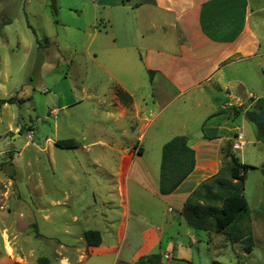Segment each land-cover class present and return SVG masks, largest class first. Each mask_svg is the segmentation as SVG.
Instances as JSON below:
<instances>
[{
	"label": "rangeland",
	"instance_id": "rangeland-1",
	"mask_svg": "<svg viewBox=\"0 0 264 264\" xmlns=\"http://www.w3.org/2000/svg\"><path fill=\"white\" fill-rule=\"evenodd\" d=\"M252 2L254 8L264 4V0ZM250 21L259 25L264 37V11L251 14ZM94 26L100 31H95ZM106 43L107 0H0V225L19 227L25 237V250L34 249L37 256L48 258L51 264H58L54 251L62 244L59 240L66 238L62 225L77 229L102 219L91 208L94 198L97 206L107 200V175L118 163L115 153L110 151L112 155L107 159V147L97 142L107 141V121L102 112L107 107V72L87 53V48L92 52ZM98 60L107 64L103 54L99 53ZM247 63L254 70L248 82L255 94L249 99L253 102L250 112H255L260 96H264V65ZM82 85L90 88V97H84ZM9 98L12 102L4 107L1 101ZM220 98L224 95L218 94L219 101ZM73 102V111L64 107ZM198 111L191 109L185 117L189 119L191 129L187 132L192 142L199 133H214L207 128L200 130L201 125L197 127L195 117L201 110ZM242 112L227 119L223 133L236 142V134L243 132L246 145L237 148L236 153L253 166L246 173L245 183L252 251L247 252L242 241H231L216 232L199 231L197 242L192 244L184 226L175 239L184 245L172 254L173 259L163 256L164 264H212L215 260L224 264H264V122L260 114L243 117ZM154 130L150 129L144 140L147 153L135 163V167L144 164L152 179V174L155 178L160 175L162 163V151L149 145ZM171 132L186 131L178 128ZM67 137L89 147L63 148L53 142ZM131 137L128 132L127 138ZM46 138L51 139L48 144ZM130 162L131 158L126 157L121 163L123 170ZM224 167L225 161L221 164ZM129 189L133 195L134 188ZM122 195L123 192L115 198V207L109 212L116 224L126 219L120 214ZM138 201L146 202L144 198ZM131 217L134 220L133 214ZM104 223L101 220L100 226ZM39 227L53 237L36 238ZM111 234L105 235L101 247L94 248L86 264H111L114 252L121 250L124 256L144 250L141 239L121 243ZM169 240L164 238L162 253ZM158 251L156 247L152 253ZM177 254L184 260L177 259Z\"/></svg>",
	"mask_w": 264,
	"mask_h": 264
},
{
	"label": "crops",
	"instance_id": "crops-1",
	"mask_svg": "<svg viewBox=\"0 0 264 264\" xmlns=\"http://www.w3.org/2000/svg\"><path fill=\"white\" fill-rule=\"evenodd\" d=\"M252 3V0H107V43L92 52L87 48V53L107 72V107L102 111L107 121V141L97 142L107 147V159L112 155L110 151L114 152L118 163L107 175V200L97 206L94 198L91 208L105 223L100 226L98 220L93 226L85 224L77 229L62 225L66 238L59 240L62 244L54 251L58 264H86L94 248L101 247L105 235L111 233L121 243L133 239L144 241V250L141 247L137 250H141L139 254L121 256V250L114 252L111 264H133L143 256L140 253H152L156 247L161 254L159 264H164L163 256L173 259L172 254L184 245L182 240L175 241L184 226L190 242H197V233L205 230L191 227L181 215V209L202 181L220 171L225 160L223 148L229 141L236 153V136L235 142L223 131L227 119L239 115L240 110L246 117L253 109L249 99L255 94L248 80L254 77V70L247 62L264 65V37L259 25L250 21L251 14L264 11V4L254 8ZM94 30L100 31L96 26ZM97 50H101L99 53L107 64L98 60ZM80 90L84 97H90L87 92L90 88L82 85ZM119 91L131 99L123 100ZM218 94L224 95L220 101ZM73 103L64 107L73 111ZM8 105L3 103L4 107ZM191 109L201 110L195 117L197 127L214 131L212 136L199 133L198 139L191 141L187 132L191 129L189 119L185 118ZM153 127L149 145L159 147L160 153L166 141L176 135L187 136L188 144L195 150L193 171L170 194H161L160 175L155 178L152 174V179L144 164L135 167L137 159L147 153L144 140ZM178 128L186 132H171ZM128 132L132 133L130 139ZM57 140L60 139L53 141L55 145ZM50 141L46 138L45 143ZM81 145L89 147L78 142L75 147ZM128 156L131 162L123 170L121 163ZM131 186L133 195H130ZM121 192L120 214L126 219L116 224L109 212ZM138 198L146 202H139ZM47 217L45 214L44 220L48 222ZM74 220H78L76 216ZM30 229L29 224L26 230ZM87 230H98L101 244L88 245L84 235ZM38 233L36 238L53 237L40 227ZM22 234L19 227L0 225V264H37L41 256L34 249L25 250ZM164 238L171 240L162 253ZM182 257L176 256L184 260Z\"/></svg>",
	"mask_w": 264,
	"mask_h": 264
},
{
	"label": "trees",
	"instance_id": "trees-1",
	"mask_svg": "<svg viewBox=\"0 0 264 264\" xmlns=\"http://www.w3.org/2000/svg\"><path fill=\"white\" fill-rule=\"evenodd\" d=\"M152 72V71H151ZM123 100L129 101L131 97L119 91ZM12 102L11 98L1 101ZM264 98L259 100V106ZM257 111V112H256ZM249 112L254 118L259 110ZM56 145L63 148L76 146L72 138L57 140ZM225 167L202 181L189 195L181 209L185 221L196 230L214 231L222 233L231 241H242L245 250L252 251L253 231L250 217H248V201L245 196L246 173L252 165L244 163L233 151V144L229 141L223 148ZM196 165L195 150L188 144L185 135H176L163 145L162 163L159 179L161 194L172 193ZM264 174V167L262 168ZM88 245L101 244V234L98 230L85 231ZM160 253H150L141 256L136 264H159ZM37 264H50L46 257H40ZM212 264H224L217 260Z\"/></svg>",
	"mask_w": 264,
	"mask_h": 264
},
{
	"label": "built area",
	"instance_id": "built-area-1",
	"mask_svg": "<svg viewBox=\"0 0 264 264\" xmlns=\"http://www.w3.org/2000/svg\"><path fill=\"white\" fill-rule=\"evenodd\" d=\"M236 140H237V144L234 145L236 148H242L246 145V140L243 132L237 133Z\"/></svg>",
	"mask_w": 264,
	"mask_h": 264
},
{
	"label": "water",
	"instance_id": "water-1",
	"mask_svg": "<svg viewBox=\"0 0 264 264\" xmlns=\"http://www.w3.org/2000/svg\"><path fill=\"white\" fill-rule=\"evenodd\" d=\"M259 110L261 111L259 119L264 122V103L259 106ZM15 137V136H14Z\"/></svg>",
	"mask_w": 264,
	"mask_h": 264
},
{
	"label": "flooded vegetation",
	"instance_id": "flooded-vegetation-1",
	"mask_svg": "<svg viewBox=\"0 0 264 264\" xmlns=\"http://www.w3.org/2000/svg\"><path fill=\"white\" fill-rule=\"evenodd\" d=\"M259 110V109H258ZM261 113V111L259 110V114Z\"/></svg>",
	"mask_w": 264,
	"mask_h": 264
}]
</instances>
